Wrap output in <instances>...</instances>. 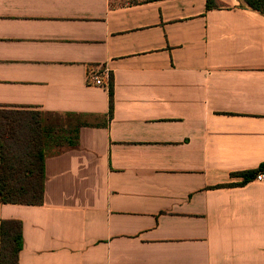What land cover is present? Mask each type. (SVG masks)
Here are the masks:
<instances>
[{"label": "crops", "instance_id": "crops-1", "mask_svg": "<svg viewBox=\"0 0 264 264\" xmlns=\"http://www.w3.org/2000/svg\"><path fill=\"white\" fill-rule=\"evenodd\" d=\"M216 2L0 0V106L79 119L18 264H264V15Z\"/></svg>", "mask_w": 264, "mask_h": 264}, {"label": "trees", "instance_id": "trees-1", "mask_svg": "<svg viewBox=\"0 0 264 264\" xmlns=\"http://www.w3.org/2000/svg\"><path fill=\"white\" fill-rule=\"evenodd\" d=\"M240 1L247 8L264 15V0ZM205 4L207 10L218 8L216 0H205ZM109 88L111 112V85ZM44 115L36 110L0 106V204L36 206L43 202ZM260 172H264V164L236 176L242 178L240 185H244ZM22 242L21 222L1 221L0 264H18Z\"/></svg>", "mask_w": 264, "mask_h": 264}, {"label": "rangeland", "instance_id": "rangeland-1", "mask_svg": "<svg viewBox=\"0 0 264 264\" xmlns=\"http://www.w3.org/2000/svg\"><path fill=\"white\" fill-rule=\"evenodd\" d=\"M78 122L79 119L74 117L45 114L42 122L45 153L55 149L54 146L59 142H64L61 138L67 131L71 132Z\"/></svg>", "mask_w": 264, "mask_h": 264}, {"label": "built area", "instance_id": "built-area-1", "mask_svg": "<svg viewBox=\"0 0 264 264\" xmlns=\"http://www.w3.org/2000/svg\"><path fill=\"white\" fill-rule=\"evenodd\" d=\"M87 82L91 86H99V87H106L107 83L105 84L102 81V73L97 72L95 70H91L87 76ZM254 182L262 183L264 182V172L258 173L254 178Z\"/></svg>", "mask_w": 264, "mask_h": 264}]
</instances>
